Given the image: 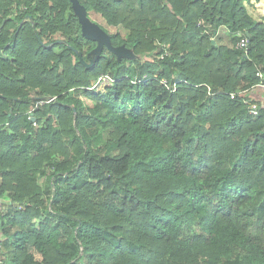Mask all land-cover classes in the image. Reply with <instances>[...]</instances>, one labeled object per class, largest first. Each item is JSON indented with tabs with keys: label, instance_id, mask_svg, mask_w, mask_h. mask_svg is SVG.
<instances>
[{
	"label": "trees",
	"instance_id": "1",
	"mask_svg": "<svg viewBox=\"0 0 264 264\" xmlns=\"http://www.w3.org/2000/svg\"><path fill=\"white\" fill-rule=\"evenodd\" d=\"M78 1L125 54L91 53L71 0H0V264H264V101L228 94L264 79V21Z\"/></svg>",
	"mask_w": 264,
	"mask_h": 264
},
{
	"label": "built area",
	"instance_id": "2",
	"mask_svg": "<svg viewBox=\"0 0 264 264\" xmlns=\"http://www.w3.org/2000/svg\"><path fill=\"white\" fill-rule=\"evenodd\" d=\"M201 24H202V21L201 20L198 21V25H201ZM236 34L238 37L234 43V47H236L237 49H239L243 53H247L248 49H249L248 36L242 34L241 32H236ZM256 76L260 78V81H258L253 86H251V88L242 89V90L233 91V92H228V94L232 98L235 96L242 97V101L245 104H247V106H248L249 113H252V114H255L257 112V109H258V102L254 98L255 90L264 92V79H262V77H263L262 73L260 71H257ZM143 77H146V73L143 74ZM136 80H137V76L136 75L132 76V81H136ZM113 82H114V77L112 75H110L107 72H105V73L101 72L98 74V76L93 81V83L89 86V88L94 89V90H99L103 87H106V86L113 84ZM162 82L165 83L166 79H162ZM172 87H174V86L172 85ZM172 89H174V88H172ZM51 99H53V97H50L47 100L36 101L28 110V117L33 119L32 111L34 109L38 108L40 106V104H42L44 101H49ZM33 125H35V122H33Z\"/></svg>",
	"mask_w": 264,
	"mask_h": 264
},
{
	"label": "water",
	"instance_id": "3",
	"mask_svg": "<svg viewBox=\"0 0 264 264\" xmlns=\"http://www.w3.org/2000/svg\"><path fill=\"white\" fill-rule=\"evenodd\" d=\"M72 5L78 15L79 21L81 23V30L83 35L89 38H93L97 41L96 47L91 51V53H99L101 48L103 47L104 44L107 45L109 49L112 51L118 53V54H125V51L122 47H113L110 44V40L108 35L94 22L90 21L86 17V11L85 8L78 0H71ZM79 59L82 63L91 66L93 61H90L89 63H85L82 60L81 55H79Z\"/></svg>",
	"mask_w": 264,
	"mask_h": 264
},
{
	"label": "rangeland",
	"instance_id": "4",
	"mask_svg": "<svg viewBox=\"0 0 264 264\" xmlns=\"http://www.w3.org/2000/svg\"><path fill=\"white\" fill-rule=\"evenodd\" d=\"M256 1L258 2V5L256 4ZM264 2V0H243L245 6L247 7L248 11L255 15L256 18L263 20L264 21V13H260L262 11H258L257 9H264V3H259V2ZM239 32V31H238ZM228 29L226 26H219L218 31L216 32V37L218 38V40L222 43L227 41V35L228 34ZM221 38V39H220ZM20 207V206H19ZM38 256V255H37Z\"/></svg>",
	"mask_w": 264,
	"mask_h": 264
},
{
	"label": "crops",
	"instance_id": "5",
	"mask_svg": "<svg viewBox=\"0 0 264 264\" xmlns=\"http://www.w3.org/2000/svg\"><path fill=\"white\" fill-rule=\"evenodd\" d=\"M258 2L256 1V4L255 5H258L257 4ZM259 3H264V2H259ZM258 11L260 10V11H262V12H260V13H264V9L262 10V9H257ZM251 14V13H250ZM253 17H255L256 18V16L255 15H253V14H251ZM255 95L256 96H258L259 97V99H261L262 101H264V92H261V91H258V90H255Z\"/></svg>",
	"mask_w": 264,
	"mask_h": 264
}]
</instances>
